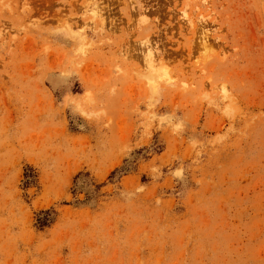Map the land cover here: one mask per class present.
<instances>
[{"label":"rangeland","instance_id":"374dc122","mask_svg":"<svg viewBox=\"0 0 264 264\" xmlns=\"http://www.w3.org/2000/svg\"><path fill=\"white\" fill-rule=\"evenodd\" d=\"M0 264H264V0H0Z\"/></svg>","mask_w":264,"mask_h":264},{"label":"trees","instance_id":"16d2710c","mask_svg":"<svg viewBox=\"0 0 264 264\" xmlns=\"http://www.w3.org/2000/svg\"><path fill=\"white\" fill-rule=\"evenodd\" d=\"M49 209H44L39 212V214L36 217V222L39 226L45 225L50 221V218L48 217Z\"/></svg>","mask_w":264,"mask_h":264},{"label":"bare ground","instance_id":"6f19581e","mask_svg":"<svg viewBox=\"0 0 264 264\" xmlns=\"http://www.w3.org/2000/svg\"><path fill=\"white\" fill-rule=\"evenodd\" d=\"M151 74H152V72H151ZM152 76V75H151ZM155 76V75H154Z\"/></svg>","mask_w":264,"mask_h":264}]
</instances>
